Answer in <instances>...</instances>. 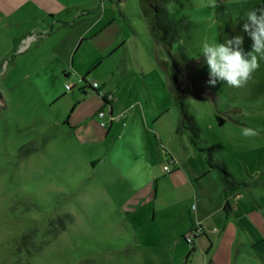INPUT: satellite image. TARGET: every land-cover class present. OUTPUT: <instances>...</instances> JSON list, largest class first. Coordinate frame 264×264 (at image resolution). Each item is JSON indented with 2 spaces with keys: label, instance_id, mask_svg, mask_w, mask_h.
<instances>
[{
  "label": "rangeland",
  "instance_id": "374dc122",
  "mask_svg": "<svg viewBox=\"0 0 264 264\" xmlns=\"http://www.w3.org/2000/svg\"><path fill=\"white\" fill-rule=\"evenodd\" d=\"M260 7L264 0L171 1L168 14L182 24L169 50L156 41L141 0L89 1L73 9L74 18L52 19L33 9L0 15V264H206L198 254L187 260V253L178 262L190 210L197 215L211 209L198 195L222 188L203 154L236 176L239 210L264 207V58L249 82L234 88L210 85L201 55L205 42L236 36L250 52L245 14ZM85 36L77 55L67 58L69 47ZM98 47L106 51L94 60L87 82L114 95L116 111H124L114 122L125 131L114 133L108 144L127 142L112 153L108 149V157L104 145L74 126L82 118L78 112L100 111L102 96L91 89L84 96L81 77L65 81L58 71L62 63L75 70L72 60L91 62L86 55L91 58ZM169 74L176 76L178 96ZM182 104L193 121L184 118ZM110 108L101 109L108 125ZM96 122L102 126L101 119ZM244 128L258 135L246 138ZM171 158L190 162L205 177L175 194L161 192L159 201L126 204L141 194L118 175L128 171L134 183L158 169L165 184ZM226 218L221 211L200 223L218 240ZM192 244L187 243L190 252ZM233 264H264V255L235 249Z\"/></svg>",
  "mask_w": 264,
  "mask_h": 264
},
{
  "label": "crops",
  "instance_id": "0c3cea01",
  "mask_svg": "<svg viewBox=\"0 0 264 264\" xmlns=\"http://www.w3.org/2000/svg\"><path fill=\"white\" fill-rule=\"evenodd\" d=\"M89 1L94 0H0V15H7L10 17L12 15H17L18 13H20V11L24 10L30 12L31 9H33L35 11H40L48 15V17L52 19H60L61 16L64 15L74 18L76 16V13H74L73 9L76 7L80 8V5L84 6ZM101 29L102 28H100L99 31H101ZM96 34L92 37H95ZM85 38H87V36L80 40L79 45L77 43L78 41H74V45L72 47H69L68 49L69 51L67 52V58H69L72 54H74V56L77 55ZM103 51H106L105 47H98L96 52L91 53V58L90 53H87L86 56L88 57V60L90 61L91 59L92 61L85 63L84 66L82 64L83 62L80 64L78 63L79 61L73 62L72 60L71 67L76 70H72L75 71V75H71V71H67L63 63L58 66V71L62 73L61 75L65 81L71 79L72 77L76 78L78 76L81 77L82 80L85 76H87L91 66L94 64V60H96V58L99 59L100 57H102ZM86 80L88 81L87 77ZM79 88L80 90L84 89V91L86 92V94H83L84 96H87L88 89H91L93 93H98V90H93L90 87L89 83L85 84L81 82ZM108 105H110L111 107L110 114L118 115L124 112L120 110L116 111L115 103L112 101L109 104H103V107L100 108V110L104 109ZM97 111H99L98 108L85 110L84 114H82L83 112H78L79 115L82 116V118L80 121L75 123L74 126L82 130L83 136H89L90 139H92L95 143L104 145L106 147L105 154H107L108 149H111L112 153L114 147H116L118 144H125L126 146V141H115L112 145L108 144L109 138L114 133L117 134L120 131L124 132L125 129L122 130L119 124H115L116 122L102 127L96 122L100 120V118L97 117ZM125 111H127L128 113L130 112L133 116L132 110L126 109ZM131 121H133V117ZM203 155L205 156V161L208 163L210 168L214 170L216 179L219 178L222 188H204L200 192V195H198V199L202 200L204 204L209 205L211 209H202L198 211L197 215H194V212L190 210V223H188V226L180 232L181 250L178 255L180 253L181 254L178 257V262H181L182 258H184V255L187 253V260L190 257L198 254L199 256H204L206 264H233L235 249L237 250V253H240V251H247L249 252V254L264 255V223L261 222L262 217L264 216V207L259 206V208H257L256 206L249 205V209L243 208V210H239L238 202L240 200L239 198L241 197V193L237 191L238 188L229 189L228 185L222 177L221 172L211 165L221 164L216 162L214 156H212V160L210 161L209 156H207L206 154ZM98 163L99 161L96 158L93 160L92 165L95 167ZM182 169L184 171H182ZM127 172L120 173V175H118V180H123V178H126L123 180L124 185H126V183L128 182L132 188H135L134 190H136L138 194H141L138 198L130 200L131 202L127 201L126 204L129 205H137L140 202L145 204L151 198L154 201H159L160 197H162L160 196L161 192L165 197L167 196L166 193L175 194L176 191H178L181 187L189 183H193V179L205 177V175H202V172L199 169L195 168L188 161H181V164L174 168V172L169 173L171 176L167 180H165V184L160 180L161 175L158 169L154 171H148V176L146 178L138 177L136 178V181H134V183L130 182L129 177L126 174ZM135 176H139V174L136 173L134 175V178ZM234 177L236 179V176ZM153 181L156 182L154 194L151 188V184L153 183ZM162 184H164L163 187ZM167 184L171 185L169 189H167ZM144 187L147 188L146 191H138V189ZM226 203H230L232 206V210L229 214L225 210ZM221 211H223L227 216L226 222L224 223L225 235L216 240L208 234L206 229H204V232L197 236V238H195L192 244V251L190 252L187 241L185 240V235L191 228V224L193 226L195 222L200 221L204 224L207 219L213 218ZM221 219L223 218L221 217ZM219 244L221 245L219 246ZM239 248H242V250H240ZM183 262L184 261H182V263Z\"/></svg>",
  "mask_w": 264,
  "mask_h": 264
},
{
  "label": "clouds",
  "instance_id": "9594fccd",
  "mask_svg": "<svg viewBox=\"0 0 264 264\" xmlns=\"http://www.w3.org/2000/svg\"><path fill=\"white\" fill-rule=\"evenodd\" d=\"M243 31L252 40V50L245 53L243 37L236 36L225 43L205 42L201 55L205 58L209 69L208 83L215 86L224 82L229 87H244L259 68V60L264 58V7L249 10L245 14ZM258 135L252 128H244L242 136L246 138Z\"/></svg>",
  "mask_w": 264,
  "mask_h": 264
},
{
  "label": "trees",
  "instance_id": "16d2710c",
  "mask_svg": "<svg viewBox=\"0 0 264 264\" xmlns=\"http://www.w3.org/2000/svg\"><path fill=\"white\" fill-rule=\"evenodd\" d=\"M171 1H175V0H141L143 11L146 17L149 18L150 27L156 41L162 44L167 50H169L172 47L174 41L177 39V37H179V31L182 24V21L171 19L168 14L167 5ZM181 56L183 57V59L186 58V56L183 53H181ZM86 77L87 76H85L82 79V82L85 84L88 83ZM176 81H177L176 76L174 74L171 75L169 74L168 77L169 87L173 92V94L175 96H178L177 93L179 88ZM81 91L83 94H86L84 89ZM102 102L104 105L108 104L104 98H102ZM182 113L185 119L193 121L192 116L188 115L185 112V108L183 104H182ZM217 119L219 120L221 125L224 124L225 121L223 119H221L220 117H217ZM191 129L195 131L196 129L195 122H191ZM212 156L213 155H209L210 161L212 160ZM211 165L217 168L221 172L222 177L226 182V184L228 185L229 189L238 188L240 184L237 183V180L235 179L234 175L228 170L226 164L223 163L221 165H217V164H211ZM173 172L174 169L170 173ZM225 210L228 214L231 212L232 206L230 203H226Z\"/></svg>",
  "mask_w": 264,
  "mask_h": 264
},
{
  "label": "built area",
  "instance_id": "2783aa9c",
  "mask_svg": "<svg viewBox=\"0 0 264 264\" xmlns=\"http://www.w3.org/2000/svg\"><path fill=\"white\" fill-rule=\"evenodd\" d=\"M71 75H75V71H72L71 72ZM82 82V80H81ZM90 87L95 89V90H98L99 88V84L97 82H94V83H89ZM67 89L71 90L72 89V86L70 85H67L66 86ZM98 93L102 96V98H104L107 103L109 104L111 102V100L113 99V95L111 93H104L102 90L98 91ZM98 116L99 118L102 120V126H107L108 123H107V120H105L106 118V113L103 111V110H100L98 112ZM116 119H118V116H115L113 114L110 115V119H109V124L113 123ZM124 126L126 125V123L123 124ZM179 164H177V162L174 160V159H170V161L168 162L167 165L164 166V170L167 172V173H170L176 166H178ZM203 225L200 223V222H196L195 223V227H194V231L192 233H188L186 234L185 238H186V241L188 243H193L195 238L197 236H199L203 231H204V228L202 227Z\"/></svg>",
  "mask_w": 264,
  "mask_h": 264
}]
</instances>
